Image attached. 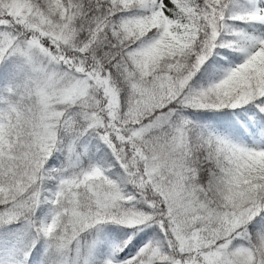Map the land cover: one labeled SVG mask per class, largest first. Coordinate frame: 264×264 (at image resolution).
Wrapping results in <instances>:
<instances>
[{"label": "snow or ice", "instance_id": "snow-or-ice-1", "mask_svg": "<svg viewBox=\"0 0 264 264\" xmlns=\"http://www.w3.org/2000/svg\"><path fill=\"white\" fill-rule=\"evenodd\" d=\"M0 264H264V0H0Z\"/></svg>", "mask_w": 264, "mask_h": 264}]
</instances>
